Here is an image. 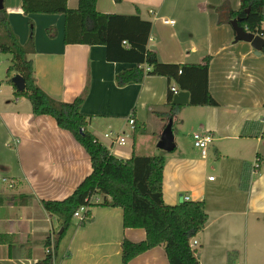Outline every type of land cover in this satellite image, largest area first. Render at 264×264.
I'll return each instance as SVG.
<instances>
[{
	"label": "crops",
	"instance_id": "1",
	"mask_svg": "<svg viewBox=\"0 0 264 264\" xmlns=\"http://www.w3.org/2000/svg\"><path fill=\"white\" fill-rule=\"evenodd\" d=\"M21 1L3 0V8L20 44L26 45L32 36L34 49L27 57L36 84L59 101L82 97L87 129L116 157L126 159L132 153L134 125L129 118L143 124L145 132L135 136L134 151L164 156V203L204 201V227L190 241L199 246L195 249L200 264H229L233 253L232 264H264V53L256 55L249 42H234L231 24L219 23L212 8L228 3L236 10L240 1L96 0L101 13L138 14L149 20L147 47L160 62L199 63L210 57L208 91L216 104H185L173 112L164 106L170 86L166 77L145 75L141 82L118 85L116 76L132 64L108 61L102 45L65 44L61 14H24ZM78 1L66 3L76 8ZM22 22L30 34L19 32ZM12 85L6 76L0 79V233L13 235V245L0 244V264H35L45 256L46 239L53 243L61 230L60 220L41 200L70 195L91 172V162L53 117L34 115L29 100L15 98ZM172 114L181 116L184 129H179L183 138L174 131L175 148L168 153L157 143ZM109 132L125 143L105 137ZM194 133L212 136L204 157L193 147ZM209 169L217 174L212 179ZM102 200L101 195L92 198L94 203ZM90 209L92 219L84 225L73 217L53 264H121V241L145 239L144 229L123 227L120 207L98 204ZM128 264L168 260L164 248L157 246Z\"/></svg>",
	"mask_w": 264,
	"mask_h": 264
},
{
	"label": "trees",
	"instance_id": "2",
	"mask_svg": "<svg viewBox=\"0 0 264 264\" xmlns=\"http://www.w3.org/2000/svg\"><path fill=\"white\" fill-rule=\"evenodd\" d=\"M121 1L114 0L115 3ZM239 1L240 6L236 10L228 3L212 7L218 14L219 23L237 19L243 30L264 38V0ZM21 10L24 14H61L65 44L102 45L108 61L132 64V68L118 73V85L141 82L145 75H158L166 77L169 85L173 83L177 91L189 93L188 106L216 104L208 91L210 57H204L199 63L160 62L155 52L147 47L151 22L138 14L101 13L96 9V0H79L76 8H69L66 0H22ZM47 31L51 34L53 29L48 28ZM0 32V53L11 56L6 69L7 82L12 85L9 78L14 74L24 79L23 91L15 90L12 85L14 97L29 100L32 114L53 117L57 126L70 132L84 148L91 162V172L70 195L61 200H41L43 208L60 220L62 231L56 234L53 243L49 237L46 239L45 250L53 245V253L45 251L44 258L35 264H53L59 241L70 227L73 213L82 205L89 207L86 219L79 221L84 225L92 219L90 208L98 204L120 207L123 227L142 228L146 233L142 241H121V264H128L136 256L157 246L164 248L168 264H200L198 251L191 247L190 241L204 227L207 218L204 201H182L175 205L164 203V156L137 155L134 151L135 136L145 132L144 125L134 122L130 157L114 156L87 129L88 116L81 112L82 97L71 102L59 101L48 96L36 84L32 62L27 57L34 49L32 36L26 45L20 44L10 30L4 8L0 10ZM261 50L264 53V45ZM170 86L164 106L168 112H173L179 106L172 103L174 93ZM248 171L243 178L246 181L250 174ZM96 195L103 196L101 203L92 201ZM0 244L13 245V235L0 233Z\"/></svg>",
	"mask_w": 264,
	"mask_h": 264
},
{
	"label": "water",
	"instance_id": "3",
	"mask_svg": "<svg viewBox=\"0 0 264 264\" xmlns=\"http://www.w3.org/2000/svg\"><path fill=\"white\" fill-rule=\"evenodd\" d=\"M3 8V0H0V10ZM247 12V10H246ZM230 24L235 32L234 42L245 41L249 42L251 47L254 49L256 55L260 54V51L264 45V38L255 35L253 33L243 30L237 24V19L230 21ZM10 81L16 87L18 91H23L25 88L24 79L19 74H14ZM189 93L187 91H177L173 95L172 103L177 106L188 104ZM157 148L165 152H171L175 148L174 136L172 130V120L169 119L168 123L164 127L160 139L157 143ZM62 229L59 231L61 233Z\"/></svg>",
	"mask_w": 264,
	"mask_h": 264
},
{
	"label": "built area",
	"instance_id": "4",
	"mask_svg": "<svg viewBox=\"0 0 264 264\" xmlns=\"http://www.w3.org/2000/svg\"><path fill=\"white\" fill-rule=\"evenodd\" d=\"M165 23L167 24H174L173 20H164ZM124 44H126V42H123ZM145 70H148V68H144ZM170 89L173 93H176L177 90L175 89V86H170ZM128 123L131 125V127L133 128L134 125V120L132 117L129 118ZM105 137L112 139V141L114 143H118L123 145L125 143L124 138L121 137H112V133H106ZM212 141V136L209 133H194L192 135V142H193V147L196 148L197 150L200 151V154L204 157L206 155L207 152V148L208 145L210 144V142ZM257 168V167H255ZM213 177H209V179H212ZM11 186V185H10ZM185 199H188L187 197ZM89 207L86 205H82L80 206L74 213H73V217H77L80 220H85L86 219V212L88 211ZM191 247H194L196 245V242L193 241L190 243ZM52 246L51 245L49 248H47L45 251L46 252H51L53 253L52 250ZM239 264V263H236Z\"/></svg>",
	"mask_w": 264,
	"mask_h": 264
},
{
	"label": "rangeland",
	"instance_id": "5",
	"mask_svg": "<svg viewBox=\"0 0 264 264\" xmlns=\"http://www.w3.org/2000/svg\"><path fill=\"white\" fill-rule=\"evenodd\" d=\"M33 15V14H32ZM27 21V20H26ZM20 23V22H19ZM22 24L23 25H19V27H18V30H19V32L20 33H24V32H26V33H28V34H30V28H29V26H26V24H24V22H22ZM36 28L37 27H35V29H33V34H34V32L36 33ZM0 34H1V32H0ZM21 36H23V35H21ZM9 59H10V54H6V53H0V79H5V76H6V74H5V70L7 69V67H8V65H9ZM169 119H171L172 120V130H173V136H174V131H177L178 133L176 134V136H180V137H182L183 138V136L181 135V133H179L181 130H179V129H184V128H182V127H180V123H181V116H178V117H176V116H174V114H172L171 115V118H169ZM182 132V131H181ZM102 140H104L105 142L107 141L108 142V139H102ZM119 147H124V146H119ZM199 151V150H198ZM169 153V152H168ZM199 153H200V151H199ZM119 154H122V152L119 150ZM211 156H210V153H209V156H208V164L209 165H211L213 162H211V158H210ZM118 158H120V157H118ZM124 159V158H123ZM217 174H216V171L215 170H213V169H209L208 170V176H212V177H215ZM66 234V233H65ZM65 234L61 237V239L60 240H62V238L65 236ZM60 242V241H59ZM194 248H197V250L199 249V246H197V247H194ZM58 249V248H57ZM232 253V252H231ZM234 254L235 253H233V254H230V260H229V264H232V259L234 260ZM240 264V263H239Z\"/></svg>",
	"mask_w": 264,
	"mask_h": 264
}]
</instances>
